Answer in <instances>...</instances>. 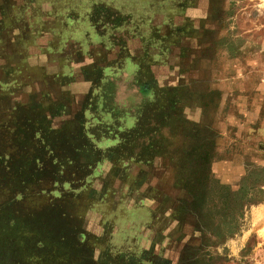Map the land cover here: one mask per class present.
<instances>
[{"label":"rangeland","instance_id":"rangeland-1","mask_svg":"<svg viewBox=\"0 0 264 264\" xmlns=\"http://www.w3.org/2000/svg\"><path fill=\"white\" fill-rule=\"evenodd\" d=\"M0 264H264V0H0Z\"/></svg>","mask_w":264,"mask_h":264},{"label":"trees","instance_id":"trees-1","mask_svg":"<svg viewBox=\"0 0 264 264\" xmlns=\"http://www.w3.org/2000/svg\"><path fill=\"white\" fill-rule=\"evenodd\" d=\"M139 89H140L141 91H146L143 87H140V86H139Z\"/></svg>","mask_w":264,"mask_h":264}]
</instances>
